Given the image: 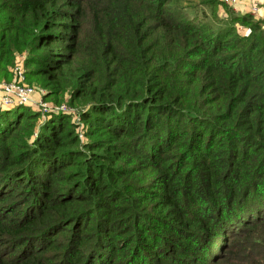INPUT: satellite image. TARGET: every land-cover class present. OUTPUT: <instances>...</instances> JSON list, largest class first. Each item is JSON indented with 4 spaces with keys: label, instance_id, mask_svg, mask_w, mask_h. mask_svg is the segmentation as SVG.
Returning <instances> with one entry per match:
<instances>
[{
    "label": "trees",
    "instance_id": "1",
    "mask_svg": "<svg viewBox=\"0 0 264 264\" xmlns=\"http://www.w3.org/2000/svg\"><path fill=\"white\" fill-rule=\"evenodd\" d=\"M174 2L0 0V61L29 50L87 138L0 111V264H264L263 22L206 30Z\"/></svg>",
    "mask_w": 264,
    "mask_h": 264
},
{
    "label": "rangeland",
    "instance_id": "2",
    "mask_svg": "<svg viewBox=\"0 0 264 264\" xmlns=\"http://www.w3.org/2000/svg\"><path fill=\"white\" fill-rule=\"evenodd\" d=\"M170 4L173 12L178 11V15L186 14L190 18L197 22V25L203 27V29H215L218 25L231 28L232 34H238L241 36H248L251 32L250 24L260 20L264 25V17H261V13L264 11V0H234V4L229 5L225 0H176ZM235 5V6H232ZM184 10V12H183ZM186 12V13H185ZM256 12V13H255ZM199 22V23H198ZM2 28H0V35ZM32 54L29 50L24 52L16 51L14 57L11 60L0 61V83L5 82L7 84L15 81V68L20 65L25 71L28 69L27 62ZM13 75V76H12ZM25 83L29 86H35L37 92L34 95V99L38 102L43 100L53 110L58 107L62 112L68 113L70 122L76 126V132L79 133L82 142L87 140L84 135L85 126L81 119L82 109L80 105L75 104L71 106L70 93L67 91L60 97L51 96L48 100L45 99L47 91L42 88L37 82L31 81L30 78H26ZM0 87V99L2 98V91ZM45 99V100H44ZM57 101V102H55ZM1 103V100H0ZM59 103V104H56ZM33 109L40 110L37 104L32 106Z\"/></svg>",
    "mask_w": 264,
    "mask_h": 264
},
{
    "label": "built area",
    "instance_id": "3",
    "mask_svg": "<svg viewBox=\"0 0 264 264\" xmlns=\"http://www.w3.org/2000/svg\"><path fill=\"white\" fill-rule=\"evenodd\" d=\"M227 3L234 4V0H225ZM235 6V5H232ZM256 13V12H255ZM15 81L7 84L5 82L0 83L1 91L3 94L0 103V111L4 108H13L17 105H29L33 106L37 104L40 111L43 114H47L52 111V109L48 106L47 103L43 102V100H39L38 102L34 99V95L37 92L35 86H29L25 83V74L20 65L15 68ZM55 111H61L58 107L53 108ZM81 137V136H80Z\"/></svg>",
    "mask_w": 264,
    "mask_h": 264
},
{
    "label": "crops",
    "instance_id": "4",
    "mask_svg": "<svg viewBox=\"0 0 264 264\" xmlns=\"http://www.w3.org/2000/svg\"><path fill=\"white\" fill-rule=\"evenodd\" d=\"M262 2H264V1H262ZM261 17H264V11H263V13H261V15H260Z\"/></svg>",
    "mask_w": 264,
    "mask_h": 264
}]
</instances>
